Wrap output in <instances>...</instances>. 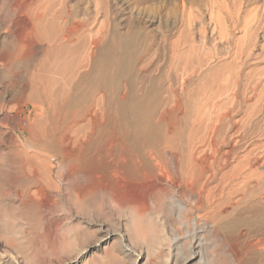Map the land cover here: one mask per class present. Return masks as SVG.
Returning a JSON list of instances; mask_svg holds the SVG:
<instances>
[{
    "label": "bare ground",
    "instance_id": "obj_1",
    "mask_svg": "<svg viewBox=\"0 0 264 264\" xmlns=\"http://www.w3.org/2000/svg\"><path fill=\"white\" fill-rule=\"evenodd\" d=\"M93 1L98 15L101 4ZM0 3V28L15 35L13 44L4 46L0 68L10 86L24 81L12 108H18L17 115L0 113V247L9 245V238L20 242L13 253L22 256L17 264H121L120 253L133 257L134 264H152L157 256L163 264H188L198 257L197 264H215L218 258L221 264H264L258 156L248 153L223 173L227 161L215 145L235 103L224 107L220 100L241 96L242 67L217 75L209 102L199 110L198 132L184 143V133L174 130L170 106L196 70L181 76L176 88L140 83L134 56L138 39L106 38L101 28L87 36V22L66 0ZM211 4L206 9L214 23L212 35H222L225 24L243 29L244 44L235 60L244 64L253 35L259 29L264 35V6L259 11L246 0ZM196 10L185 18L194 20L200 14ZM27 108L31 112L25 116ZM257 120L249 114L242 132L249 134ZM5 123L20 132L12 135L9 153ZM32 147L39 148L37 154L30 155ZM235 147L226 153L233 157ZM20 187L27 201L20 200ZM37 196L41 203L36 204ZM7 198L14 205L6 204ZM54 198L60 201L57 206L50 204ZM60 211L65 218L56 216ZM33 219L37 233L29 229ZM59 231L71 241L66 250L55 247ZM206 233L217 241L218 258L203 254ZM138 245L145 249L136 250ZM78 246L86 250L81 258L62 261ZM184 246L200 252L180 261Z\"/></svg>",
    "mask_w": 264,
    "mask_h": 264
},
{
    "label": "rangeland",
    "instance_id": "obj_2",
    "mask_svg": "<svg viewBox=\"0 0 264 264\" xmlns=\"http://www.w3.org/2000/svg\"><path fill=\"white\" fill-rule=\"evenodd\" d=\"M213 1L214 0H184L183 2L175 0H97V2L101 4L99 7V14L97 15L94 10L97 5L93 0H66L67 4L77 9V18L87 22V36H91L93 32L101 28L106 38H110V36L114 34L124 38L138 39L134 56L137 57L136 72L139 75L140 83L146 84L153 81L159 84L163 90L169 87V85H173L176 88L178 83H180L190 71H197L195 76L186 80L185 91L180 93L179 97L176 98L170 106L175 117L174 124H176L174 130L179 133H184V143L189 136L193 137L196 135V132H198V118H200L199 110L202 105L205 106L209 102V97L211 95L210 90L213 83L216 81L215 78L218 77L217 75L219 74L221 76V74H225L228 71L230 72L236 67H242V77L244 81L240 90L241 96L239 94L238 98L235 100H230L228 97H222L220 100V106L224 107L231 104V102L235 103L228 110V118L221 126L219 134H217L218 138L215 145L218 147L220 158L225 159V162L227 161L226 167L224 166L222 169L223 173L228 171L240 158H242V156L248 153H253L258 156L255 162L260 176V189L256 191V195L258 194V198L260 199L261 210L264 209V35L260 37V29L255 36L253 35L254 38L250 40L251 42L249 41L251 45L249 47L251 55L246 58L244 64L239 60H235L236 52L242 44H244V31L243 29L231 30V28L229 29V27H226L227 24H222L225 26L224 28L229 30L223 29L222 35L216 33L212 35V29L214 28L212 26H214V23L210 22L211 19L208 17V12L212 6L211 2ZM246 1L249 7L257 8L259 11L260 7L264 6V0ZM182 3L184 5H182ZM193 7L196 9L198 8V10ZM191 9L199 11L200 14L202 13V16L204 14V18H202L200 14H198L199 16L196 14L194 20H187L186 18L189 17L187 15H189ZM185 16L187 17L185 18ZM200 16L201 18H199ZM195 19L196 22H194ZM206 24H210V27ZM190 25H192L193 28ZM207 27L209 31L205 33L204 28ZM198 28L199 30H197ZM220 35L224 37L221 38ZM14 40L15 35L12 32L6 28H0V56L4 46L6 44L12 45ZM177 42L179 43L177 44ZM191 44L193 46L190 48L187 47ZM38 49L39 47H37V50ZM10 51H13V48L10 47ZM184 54L186 57H184ZM189 58L191 60L194 59L192 63ZM182 69H185V71ZM24 70L25 69H21L20 74L25 76ZM6 78L9 80L7 72L3 68H0V109L3 110L2 112L0 111V113L1 116L10 114L9 116L13 117L17 115L18 108L14 110L12 108L18 99V93L22 90V86H24V81L22 78H19L20 81H18V83L14 86H10ZM163 97H166V94L162 95V98ZM174 103L177 105L175 106ZM174 110L178 111L175 112ZM26 111L25 116L31 112V108H27ZM252 113L256 114L259 120L256 121L257 126H255L249 134H246L241 130L242 122ZM258 121H260L259 124ZM2 130L3 136L6 135L4 147L6 152L9 153L12 147V135L14 134L16 136L14 132H20L18 129L16 131L12 130L9 123H5ZM240 140H243V142H239ZM248 143L252 145L248 146ZM232 146H236L237 152H235L236 155L233 157L227 154ZM32 149L33 150H30V155L34 153L37 154L39 148L32 147ZM39 154L41 158L46 159L42 153ZM210 157L211 156H209V158ZM58 162L59 160H56L55 164H58ZM59 176L60 172L57 169L55 171V179L58 180ZM24 195V188H18V196L21 201H27L28 198H25L26 196L24 197ZM11 199L12 198H7L5 203L12 205L15 200ZM42 201L43 198L40 196H37L35 199L36 204ZM58 202H60L59 199L54 198L50 204L57 206ZM56 216L63 219L66 217V212L60 211ZM38 228L37 220L33 219L29 223L30 232L37 233ZM46 234L49 238L50 233L46 232ZM65 234V231H59L57 233L59 241L55 244V247L59 251L66 250L71 246V241L66 238ZM205 236L206 238L208 237V240L205 238L204 244H206L202 250L203 254L210 253V255L213 254L215 258H218L219 251L217 252L218 249H216V239L207 233ZM8 243L9 245L0 247V264H17L16 258L22 260V256L15 257L13 253L15 252V246H19L20 242L18 243L17 240L9 238ZM77 243L78 242L75 244ZM142 247L143 245L135 246L136 250L145 249V246L144 248ZM85 252L84 246H78L74 252H70L67 255L68 257H64L62 261L68 262L73 261V258H81ZM193 252L197 253L200 251L192 249L188 252L184 246L183 257H180V261L193 254ZM89 256H91V254H89ZM120 257L123 260L121 264H134L133 257L128 258L122 253H120ZM157 258L153 260L154 262L152 264H163L164 260L159 258V256H157ZM218 261L219 258L215 264H221V262L217 263ZM198 262L199 257L188 264H197ZM136 264H144V262H137Z\"/></svg>",
    "mask_w": 264,
    "mask_h": 264
}]
</instances>
